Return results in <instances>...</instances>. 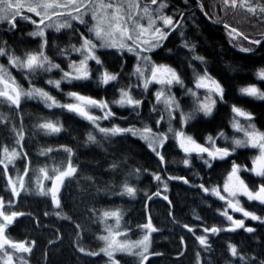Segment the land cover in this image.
I'll return each instance as SVG.
<instances>
[{"label": "trees", "instance_id": "1", "mask_svg": "<svg viewBox=\"0 0 264 264\" xmlns=\"http://www.w3.org/2000/svg\"><path fill=\"white\" fill-rule=\"evenodd\" d=\"M259 1L264 4V0ZM143 2H147L154 9L158 8L161 2L166 3L168 7L163 9V13L172 16L174 21L179 20L181 22L175 30L171 28L166 30L169 35L162 41L161 46L146 53L153 64L171 67L180 77L183 83H176L173 86L172 95L185 114L193 111L191 108H195L196 103L192 93H197V80L205 73L223 88V97L218 98L214 115L208 120L202 121L207 129L219 126L223 122L221 117L230 111L232 105L235 104L233 101H236L238 96L242 100L245 99L241 94V89L257 83L264 91V83H258L257 78L253 79V75H257L259 70L264 69V14L259 18H254L239 8L225 9L222 0H158L156 5H152L150 0ZM201 4L203 10H201ZM181 14H183L182 20ZM22 15H29L37 20L34 14L27 13L26 10ZM85 20L88 22L87 24L73 20L71 22L72 27L62 32H46L45 38L42 40L30 35L37 28V25L30 21L18 17L14 28L9 23L2 22L0 23V47L5 48L8 55L23 59L27 53L39 52L41 44L46 39L47 44L43 48L45 55L53 63L59 64L61 69H64L70 62H78L82 59L75 55L76 52L71 51L72 45L80 46L81 33L94 41L93 35L88 32V27L93 23L90 14L85 15ZM226 24L230 28L237 29V32L243 35L237 36L234 33L233 35L237 36V39H231L230 28H226ZM244 36H247L248 39H244ZM252 40H260L261 43L259 45L250 43ZM185 42L188 43L189 47H184ZM97 45L99 44L97 43ZM192 45L195 46L194 50H190ZM242 47L251 48L253 51L243 52L240 50ZM62 51L65 54L62 55ZM95 54L100 58L102 64H97L93 60L88 62L91 78L88 81L65 83L63 94L76 92L85 96H93L92 93H95L96 97L108 102L111 111L121 117L126 127L155 128L161 117L165 119V110L156 102V97L151 92H143L139 90L138 86H135L132 77L135 76V69L140 62L137 55L126 50L119 51L103 47H97ZM196 56L203 57V60L195 59ZM104 71L117 74V80L112 83L113 86L99 82V77ZM121 89L129 90L131 96L142 103L135 108L120 109L116 106L117 103H113V101L120 99ZM24 102L21 107L16 108L0 99V114L6 117V122H0V158H3L1 150L5 146L10 150L15 148L18 152L27 154L14 160V163L8 167V175L13 178L23 176L25 189L22 190V193L36 195L40 191L36 181L39 177L36 169L41 166L46 158L52 159L59 154L71 158L73 166L77 168V173L88 166L87 162L82 161L85 151L81 145L82 142L85 143L88 140L89 130L85 124L74 120L75 114H70L62 109L53 110V112H57V118L51 122H59L61 131L48 133L43 129L41 136H44L45 141L41 146H37L38 149L33 150L28 145V138L30 135H38L33 134L27 127L25 111L28 110V107L31 109V105L27 106V100ZM260 108L264 112V106ZM178 115L179 113H177ZM246 122L249 121H244V123ZM250 122L256 126L260 125L259 118H254ZM21 129L24 138L18 145L16 143L17 133ZM90 134L96 138L97 142L104 140L116 142L119 139V136H105L96 127L95 129L92 127ZM137 147L123 144L115 150V153L119 156H142L141 158H144L143 155L148 156L146 152H140V148ZM65 148L71 149V154L64 151ZM46 149H52V151L46 155H41V152ZM160 154L164 157L163 161L156 154H153V157L164 172L171 171L176 160L181 159V156L184 157L178 148V144L171 137L167 138ZM185 158L192 164L196 177L192 181L183 179L179 183L192 185L194 190L196 189L201 195L203 194L207 206L191 214L177 215L174 211H170L155 215L156 208H160L162 204L169 205V208L172 207V204H168L160 196L149 198L145 204V211H147L145 224L150 220L156 231L153 232L150 252L154 257H151L147 264H197L198 261H201V264H262L264 262V204L241 201V208L261 219L245 218L243 219L244 227L233 226L232 220L227 219L222 214L227 212L232 217L228 204L216 199L209 193L212 189L220 187L219 181L231 160L215 161L210 164L211 166H205V169L198 171L197 168L204 164V160H198L196 156L190 155H185ZM26 168L28 174L25 176ZM76 177L67 181L65 187L70 188ZM250 180L251 178L248 182ZM257 183L259 186L264 183V177L259 179ZM100 185L104 187V190H112L115 187L114 185L108 187L107 183ZM204 188L209 191L205 192ZM163 195L164 197L167 196L166 194ZM213 227L221 229V231L217 233L204 231L205 228L211 229ZM233 228L235 230H229ZM247 228H252L253 231L249 232L246 230ZM8 235L12 236L11 233ZM199 236L206 237V245L199 243L197 239ZM83 238L84 234L79 238V241L81 242ZM20 239V242H27L32 246L34 241H38L34 236H27L26 234ZM39 245L45 252L49 250V246L43 248L45 245L39 243L35 244V248ZM222 245L227 248L226 254L223 258L217 259L215 257L214 259L213 253ZM229 245L237 248V256L231 255ZM80 248H84L86 252L99 251L96 248L85 246L84 243H81L79 248H75V245L71 246L68 241L57 245L53 249L54 252L48 253L45 255L47 256L46 259L40 261L37 251L32 250L28 255L27 262L29 264H106L108 261L101 255L98 257L87 255L81 252Z\"/></svg>", "mask_w": 264, "mask_h": 264}, {"label": "rangeland", "instance_id": "2", "mask_svg": "<svg viewBox=\"0 0 264 264\" xmlns=\"http://www.w3.org/2000/svg\"><path fill=\"white\" fill-rule=\"evenodd\" d=\"M143 1L144 0H141L142 5L148 4L147 2ZM256 2L257 0L253 1V3ZM258 2L262 4V2H260L259 0ZM149 7L154 9L153 6ZM259 14V11H257L256 15H250L254 18H259ZM39 19L40 18L37 17V21H39ZM56 19V17H53V21L51 22H56ZM47 23H49V21H45V25ZM142 23L146 24V21H142ZM45 25L39 26L45 29V33H56L54 28H46ZM157 25L163 28V25L159 20H157ZM66 29L67 28L61 29L59 32H62ZM167 29L169 28H164L163 30L166 31ZM37 30L38 27L33 32ZM33 37L42 40V38L39 36ZM93 38L96 44H100V41L95 40L94 36ZM230 38L236 39L233 35H231ZM103 48L122 51L118 48ZM75 55L83 58L80 53L76 52ZM140 55L147 56V53L142 52L140 53ZM139 61V65L146 68L145 76L150 77V72L147 71L148 66L145 65L144 61L140 59ZM0 65H4L6 68H8L11 75L15 77L16 82L24 89L26 88L25 90H28L32 86L42 88L43 90L49 92V94L52 95L61 105L68 103H76V101L72 97H70L68 93L63 94L65 83L71 84L74 81H88H61L60 88L57 89L53 85L48 84L47 81L60 80L63 73L59 69H53L51 72L37 71V73H35L34 75L28 74L26 70H20L12 67L8 63L7 55L0 56ZM63 70L69 71L68 65ZM259 71L257 72V75H253V79L257 78L258 83H264V79L258 77ZM132 78L135 81V86H138L139 90H142L143 92H151V94L156 97V93L163 88L166 95H170L173 97L172 88L176 83H173L170 86H162L153 82L149 83L147 89H145L143 86L144 79L139 77L136 72L135 76H133ZM113 82L114 81H111L109 84L112 85ZM205 83L208 84L209 87L197 88V93L193 95V98L196 103L195 108H191V110L193 111L189 112L188 114H185L184 110L180 107L168 109L163 103V97L161 98L160 102H157L156 100L159 105L163 106L166 115L165 119L158 120L159 123L156 124L155 128L150 129H152V132L157 135H165L167 136V138H173L178 144V148L184 155V157L181 156V159L176 160L174 167L169 172H164L162 170L159 163L153 157V154L155 155L156 152H154L152 148L148 146V142L142 139L139 135H132L131 133L116 135V137L119 136V139L116 142L104 140L102 142L98 141L97 143H92L87 140L85 141V143L82 142L81 148L85 151V154L82 157V161L87 162L88 166L80 172H76L73 176L66 177L64 179L63 183L60 185V189L57 194L60 201V207H56L51 199L50 194L28 195L22 193L21 191L18 197H13L10 190V186L8 185V178L10 177L8 175V169L5 173L3 166L0 165V197H2L6 203L8 201L12 202V206L6 207L4 211L7 214H10L12 211L22 213V215H18L14 219L13 223L6 228V236L15 242H20V238L23 237L25 234L27 236L31 235L37 238L38 241H34L32 250L37 251V255L40 256L38 257L39 261L41 259H46L47 256L45 255H48V253L54 252L53 249L56 248L57 245L69 241L71 246L75 245V248H79L80 244L84 243L85 246L87 245L91 248L98 249L99 251L97 252H99L100 254L95 255L94 257H98L100 255L104 256L105 259L108 260L106 261V264H111L109 257L106 256L103 252H101V249L104 248L106 245V242L101 239V237L108 236L109 229H111L113 233H115L116 231L120 232L121 235L116 237V239L120 242H125L128 244H136L138 241H142L145 235H148V252L146 253L148 259L147 261L143 262V264H147L150 258L154 257L150 254L153 232L149 233L148 229L142 227L146 222L145 218L147 211H145V204L149 198L155 196H160L164 198L163 194H166L167 199L164 198V200H166L168 204H172L171 208H169V205L162 204L160 208H156L155 215H158L160 212L167 213L170 211H174L177 215H185V213L191 214L194 211L203 209L207 206L205 197L202 196L203 194L201 195L199 192L196 191V189L194 190L192 185L179 183L183 179H190L192 181L196 177V172L192 169V164L189 161L187 164L184 163V161L187 160L185 158V155L196 156L198 160H204V164L197 168L198 171L205 169V166H209V164H212V162L231 160V163L223 172V176L219 181L220 187H216L214 189H220L222 192L223 185L227 181V178L231 173L233 165L235 164L239 166V171L237 175L240 177V179H242L250 189L256 190L259 187L257 181L259 179H262L263 177H257L254 173L250 171V169L253 167V159L259 155V150L250 146L235 147L233 144L234 140L245 138L243 132L237 131V129L233 127L234 118L238 119L240 123L245 127L251 122L244 123V121H246L245 118L236 117V114L232 111V107L230 111L225 114V116L221 117L223 122L219 126L207 129V127L204 126L205 124L202 121L208 120L214 115L216 106L219 101L218 98H220V95H218L214 91L209 90L213 87L210 81L206 80ZM250 86H255L260 91H262V88H260V85H258L257 83L251 84ZM92 94L94 95L86 97L101 100L100 97H96L95 93ZM241 94L245 99L242 100L238 96V99L236 101H233L235 102V107H238L250 113L253 119L259 118L260 125H253L255 126L257 131L264 133V112L260 108L264 106V100L250 97L246 94H243L242 92ZM206 97H209L211 100H215V104L212 107L211 113L207 115L203 111L197 110L199 104L203 102ZM0 99L5 101L3 98ZM24 100H27V106L31 105V109H29L28 107V110L25 111L27 127L33 134L38 135H30V137L28 138V145H30L33 150L38 149L37 146H41L45 141L44 136H41L43 129L39 128L38 125L46 121H53L54 119H56V111H58L57 109L66 110L70 114H75L76 118H74V120L80 121L81 123L85 124L87 130H89L88 134H90V132L92 131V127L94 129L96 127L98 131H100V128H112L114 126H118L121 128H130L126 127L124 121L121 120V117L116 115V113L112 111L111 112L114 113L113 116L109 117L108 119H100L96 123H93L81 117L77 113L70 112L65 108H48L45 105L44 101L39 97L22 98L19 107H21V104L24 102ZM116 106H118L120 109L135 108L133 106L128 105L120 106L119 104H116ZM53 110L56 111L53 112ZM88 111L91 115L94 116L102 117L104 115V112L100 108H89ZM170 112L171 116L169 115ZM177 113H179L178 116ZM189 114H191V118L185 120V117ZM66 118L68 119V117ZM170 128L172 129V131H169ZM143 129L140 128V130ZM178 131H183L186 136L192 137V139L195 140L198 144L205 147H209L210 149L215 147L228 148L230 155L224 157L223 159L219 158V156H217V158L215 159H212L208 156L207 153H186L179 146L180 138L175 136V132ZM209 137L212 138V143L209 142ZM166 141L167 139L164 141L163 146ZM123 144L135 145L136 147L139 146L137 148H140V152H146L148 156L143 155L144 158H141L142 156L135 157L132 155L119 156L115 153V150ZM163 146L158 147L157 150L160 152ZM233 148H235L234 151ZM2 153L3 152H1V154ZM69 159L71 158H68L64 155L60 156L59 154L57 157L55 156L52 159L46 158L41 164V166L37 167L36 170H38L39 174L38 178L40 179L45 191L52 186V180L44 179L43 174L39 172V169L46 168L48 170L49 176H55L56 173H53L52 169H65L67 167V162ZM72 161L73 160L71 159V162ZM156 176H160L161 179L157 180L155 178ZM74 177H76V179L73 181L72 186L70 188H66V182L70 181L71 179H74ZM11 178L13 180L16 179V177ZM38 178L36 179V181L38 180ZM249 178H251L250 182H248ZM106 183L108 184V187H112L113 185L115 187L112 190H104V187H101L100 184ZM125 185L134 188L135 195H128L124 191ZM157 193H159V195H157ZM209 193L216 199L221 200L219 199V197L213 194L212 190ZM222 194H224L225 196L227 195L223 192ZM236 200L239 201V204L237 206L240 208L242 203L241 201L260 203L259 201H250L244 195H238L233 200V203H235ZM221 201L227 203L226 200ZM229 210L232 213V223L237 220H242L244 222L243 219L245 218L252 219L250 216L245 217L242 212L234 211L230 207ZM105 211L118 212L120 214L119 225H117L116 223V217L110 216L105 218L103 216V213ZM233 226H235L234 223ZM8 233H11L12 236L10 237ZM83 234L84 238L80 242L79 238ZM36 243L44 244L45 246L43 248L49 246V250L47 251L46 249L47 252H45L43 249H41L40 245L36 246L35 248ZM157 244L159 246V241L157 242ZM132 251L139 252L142 251V249L133 248ZM226 251V246L222 245L213 253V258H223L226 254ZM22 254H24L23 256L25 257L26 261H28V255H30V253H17V255ZM114 259L118 261L119 264H141V258L138 255H133L128 252L118 251L114 254ZM27 264L29 263L27 262ZM197 264H201V261H198Z\"/></svg>", "mask_w": 264, "mask_h": 264}, {"label": "snow or ice", "instance_id": "3", "mask_svg": "<svg viewBox=\"0 0 264 264\" xmlns=\"http://www.w3.org/2000/svg\"><path fill=\"white\" fill-rule=\"evenodd\" d=\"M152 5H156L158 0H150ZM222 4L225 9H242L251 15H256L257 11L264 14V4L258 2L253 3V0H222ZM168 7L164 2L159 3L158 8L152 9L148 4H141V0H0V22H7L11 27H15V22L18 17L30 21L33 24H36L38 30L30 33L32 36H39L45 38V29L39 27L40 25H45V21H49L45 25L46 28H54L56 32H59L64 28H71L72 21L76 20L81 24H87L85 20V15L91 16L93 23L88 27V32L91 33L95 40L100 41L99 47H108V48H118L120 50H127L128 52H133L137 55L138 59L145 62L147 71L150 72V77L145 76L146 68L140 65H137L135 72L136 74L144 79V88L147 89L149 83H157L162 86H170L173 83L182 84L180 77L174 69L166 65H155L151 62L149 56H141L142 52H149L154 48L161 46L163 40L169 35L168 32L164 31V28H171L175 30L180 26V21H174L172 16L165 15L163 9ZM201 10H203V5H200ZM26 10L27 13H32L36 17H39V21L32 18L29 15H22ZM207 15V13H205ZM53 17H56V22L53 21ZM183 19V14H181V20ZM157 20L161 21L163 28L157 25ZM142 21H146L142 23ZM226 28H230L229 25H225ZM236 34L237 36L243 35L238 33L237 29L230 28L229 35ZM183 35V33H181ZM244 39H248L247 36H244ZM130 42V43H129ZM250 43L259 45L260 40H252ZM47 40L44 39L41 44V50L37 53H27L23 59L17 56L8 55L5 48L0 47V56L7 55L8 63L17 69L26 70L28 74H35L37 71L51 72L53 69H59L63 75L60 80H48L47 83L53 85L55 88L59 89L61 81H71V80H88L91 78V73L89 71L88 61L93 60L97 64H102L100 58L95 54V50L98 45L93 41V39L85 37L81 33V44L79 47L75 45L71 46V51L80 53L83 57L79 62H70L68 65L69 71H64L60 68L59 64L53 63L47 55H45L43 48L46 46ZM184 47H189L188 43L185 42ZM195 46L192 45L190 50H194ZM243 52L253 51L251 48H241ZM65 54L64 51L61 53ZM195 59L203 60V57L196 56ZM258 77L264 79V69H261L258 73ZM117 80V74H112L107 71L101 73L99 77V82L107 85L111 81ZM208 80L213 86L210 88V91H214L220 97H223V88L221 85L208 77L205 73L204 76H200L196 83V88H207L209 87L205 81ZM243 94H246L250 97L256 99L264 100V91H260L255 86H250L247 88L241 89ZM195 95V93H192ZM76 103L68 104H59L57 100L49 94V92L38 88L35 86L30 87L27 91L21 87L17 82L15 77L11 75L8 68L4 65H0V98H3L7 103L19 108L22 98H37L39 97L45 103L48 108L53 107H62L67 109L70 112H75L81 117L96 123L100 119H108L113 116L114 113L111 112L109 104L107 101L96 100L91 97H86L80 95L76 92L68 93ZM164 98L163 103L168 109H174L179 107L175 98L166 95L164 89L156 93L157 102L161 101V98ZM120 106H133L138 107L142 102L140 100L134 99L130 95L129 90L121 89L120 90V99L118 101H113ZM215 104V100H211L209 97H206L203 102L199 104L198 111H203L206 115L210 114L212 107ZM89 108H100L104 115L102 117L91 115L88 111ZM233 113L236 114V117H243L247 121L253 119L252 115L238 107L233 106ZM171 116V112L169 113ZM163 117H161L162 119ZM191 114L185 117V120L190 119ZM0 122H6V117L3 114H0ZM159 123V121L157 122ZM39 128L46 130L48 133H57L61 131L59 122L53 123L51 121H46L40 125ZM233 127L237 131L243 132L244 139H236L233 141L235 147H252L259 150V155L256 156L253 161V167L250 169L257 177H264V133L257 131L255 126L249 123L246 127L240 123L238 119L233 120ZM100 132L104 133L105 136L120 135L124 133H131L132 135H139L142 139L148 142V146L152 148L154 152L160 157V160L163 161L164 157L157 150L158 147H162L164 141L167 139L165 135H157L152 132V129L145 127L143 130L137 129L135 127L130 128H121L114 126L112 128H100ZM15 131V129H14ZM169 131H172L170 128ZM18 139L16 143L19 145L23 140V131L22 129L17 133ZM175 136L180 138V147L186 153L198 152V153H207L212 159L219 158L223 159L224 157L230 155L228 148H212L202 146L198 144L190 136H186L183 131L175 132ZM88 141L92 143H97L96 138L89 134ZM209 142L212 143V138L209 137ZM235 148H233V151ZM52 149H46L41 152V155H46L48 152H51ZM64 151L71 154V149L65 148ZM3 158H0V165L3 166L5 173L7 172L8 166L14 163V160L20 156H26V153L18 152L15 148L9 149L8 147H3ZM185 164L188 163L187 160L184 161ZM207 163V162H206ZM209 166H211L209 164ZM53 173H56L55 176H49L48 170L46 168H40L39 172L43 174L44 179L52 180V186L46 191L43 188V185L38 178L37 184L40 189L38 194L40 195H51V199L56 207H60V201L58 198V192L60 185L63 183L66 177H71L77 172V168L73 166L71 159L67 162V167L63 170L59 168L52 169ZM239 171V166L233 165L231 173L229 174L227 181L223 185L222 192L226 193L225 196L222 194L220 189H212L214 195L219 197L221 200H226L227 204L234 211H240L245 217H251L253 220L261 219L254 214L245 211L243 208L238 207L239 201L236 200L233 203V200L238 195H244L250 201H259L264 204V183L256 190H252L248 187L245 182L240 179L237 175ZM28 174V169H25L24 175ZM157 180H160V176L155 177ZM187 183V181H185ZM8 185L10 186L11 193L13 197H18L20 192L25 189V182L23 176H17L15 180L11 177L8 178ZM203 187V186H201ZM124 191L128 195H135V189L127 185L124 186ZM204 191H209L207 188H204ZM123 194V193H122ZM159 195V193H157ZM167 199V197H164ZM12 202L4 201L0 197V264H27V261L23 255H17V253H31L32 245H29L27 242H15L9 237L6 236V228L13 223L14 219L22 213H17L12 211L10 214H7L4 209L6 207H11ZM227 217V219L232 220V217L227 214V212L222 213ZM119 213L116 211L109 212L105 211L103 216L107 217H116V223L119 225ZM235 227H244V222L242 220H237L233 222ZM150 232L156 231L152 226L151 221L142 226ZM191 231V229H189ZM229 230H235L229 229ZM247 231H253L252 228H247ZM205 232L217 233L221 231L216 227L211 229L205 228ZM121 233L116 231L115 233L109 229V235L103 236V239L106 242L104 248L101 249L106 256L109 257L111 264H119L118 261L114 259V254L118 251L128 252L133 255H138L141 258V264L144 261H147L148 256V240L149 236L145 235L142 241H138L136 244H128L125 242H120L116 237L120 236ZM201 245H206V237L199 236L197 237ZM34 244V242H33ZM133 248H141L142 251L133 252ZM229 249L232 256H237V248L233 245H229ZM81 252H84L87 255H99V252H86L84 248L79 249ZM243 259V257H240ZM264 264V262H262Z\"/></svg>", "mask_w": 264, "mask_h": 264}, {"label": "built area", "instance_id": "4", "mask_svg": "<svg viewBox=\"0 0 264 264\" xmlns=\"http://www.w3.org/2000/svg\"><path fill=\"white\" fill-rule=\"evenodd\" d=\"M253 1H255V0H253ZM261 15H262V14L260 13V14H259V17H261ZM234 37H235V36H234ZM235 38H236V37H235Z\"/></svg>", "mask_w": 264, "mask_h": 264}]
</instances>
